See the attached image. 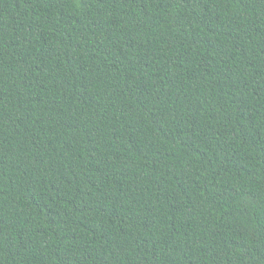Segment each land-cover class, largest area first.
<instances>
[{
  "label": "trees",
  "instance_id": "obj_1",
  "mask_svg": "<svg viewBox=\"0 0 264 264\" xmlns=\"http://www.w3.org/2000/svg\"><path fill=\"white\" fill-rule=\"evenodd\" d=\"M0 264H264V0H0Z\"/></svg>",
  "mask_w": 264,
  "mask_h": 264
}]
</instances>
